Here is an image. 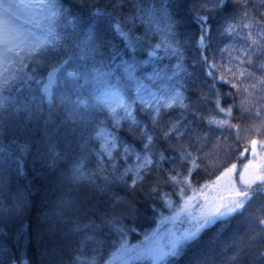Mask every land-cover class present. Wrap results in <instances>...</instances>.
I'll return each mask as SVG.
<instances>
[{
    "label": "snow or ice",
    "instance_id": "6c2138e0",
    "mask_svg": "<svg viewBox=\"0 0 264 264\" xmlns=\"http://www.w3.org/2000/svg\"><path fill=\"white\" fill-rule=\"evenodd\" d=\"M257 9L264 0H0V264H28L29 248L32 264H100L102 255L103 264H170L186 255L185 264H216L217 241L231 252L226 264H264V216L249 211L264 186V139L244 145L236 159L247 158L248 144L251 158L242 168L232 163L199 188L191 179L201 169L211 177L221 154L245 139L230 123L238 95L246 94L242 114L255 108L264 117V76L249 71H264L254 63L264 56ZM242 29L239 45L219 47ZM226 99L233 103L224 107ZM124 124L132 143L116 131ZM226 128L234 140L216 136L215 157L203 153V142ZM256 131L264 135V121ZM13 176L27 184L9 201ZM162 184L173 191L161 192ZM141 215L155 227L138 231ZM131 233L141 239L132 243Z\"/></svg>",
    "mask_w": 264,
    "mask_h": 264
},
{
    "label": "trees",
    "instance_id": "16d2710c",
    "mask_svg": "<svg viewBox=\"0 0 264 264\" xmlns=\"http://www.w3.org/2000/svg\"><path fill=\"white\" fill-rule=\"evenodd\" d=\"M100 3H107V0H99ZM251 3H255V4H259V0H251ZM260 11H264L262 9H257V13ZM203 14V13H202ZM257 18H259V16L257 15ZM192 28H195V25L192 26ZM143 28H139L138 32H142ZM247 31L246 29H242L240 30V34L236 37H229V36H225L221 39V42L219 43V47L223 48L225 44H229V43H235L237 45H239L240 40L243 36L247 35ZM197 35L199 34L198 31L196 33ZM114 43L117 44H121L122 42L119 40V38H115L113 40ZM153 43H155V38H153ZM196 55L191 49H189V51L186 53V60H185V66L188 67L192 64V59L193 56ZM209 55H212V53L210 52ZM217 60H220V54L217 52L215 53ZM228 53L225 52L224 53V57L225 59H227ZM141 58H143V56H141ZM175 63V59H164L159 65L158 67L163 68L164 65H170ZM254 63L256 65H259L261 63H264V56H258L254 58ZM245 67H248V65H245ZM145 70L146 71H151V68L148 66H145ZM188 70L191 72L193 71V69L191 67H188ZM249 71L253 72L255 74V77L257 79H259L260 77L264 76V71H260L257 70L256 67H250ZM215 75L219 76L221 74V72H216L214 73ZM237 75H239V73H236ZM227 79L231 80V73H227ZM201 79H203V77H201ZM255 81L253 80H246L245 83L251 84ZM147 83V81H146ZM208 84H211L212 81L209 79L207 80ZM259 87V85H258ZM216 88L219 89L221 92H228V91H235L234 89H231L230 83L229 84H224L221 82H217L216 83ZM205 91H207V89L205 88ZM246 94L241 93L240 95H238L235 99V108L233 109L232 112V117L230 118V123L232 124H240L241 126V133L240 135L242 137H245V139H242L239 143V145L233 143V148L235 149L233 152H231L228 155H223L221 154L220 156V163L219 166L215 169H210V171L212 172V176L208 177L204 170L201 169L197 172H194L192 179L193 185L196 188H199V184L203 183L205 179H214L215 175H219L220 171H223L224 167H228L230 164L232 163H237L239 167L242 168L243 164L245 163L246 159H240L237 160L236 157L239 155L240 151H244V145L246 143H248V141H250L252 138H256L257 140L260 139H264V135H260L257 133L256 129L257 128H261L262 126V121H264V117L261 118H257L255 116V111L256 109L253 108L251 110V113L248 112H244L242 114V110H241V106H240V102L241 100H243L245 98ZM256 95H259V93H256ZM254 100V97H253ZM233 100L232 99H226L223 101V106L227 107L229 104H232ZM213 107V105L211 103L206 104L203 109H202V115L207 116L209 115V110ZM139 106H137V111H136V115L138 118H145L143 117V115L138 111ZM122 114V113H121ZM170 115L174 116L175 113H170ZM224 118V117H221ZM165 119H168V117L166 116ZM251 126V127H250ZM105 127H107L110 131H112V126H111V120L109 119L105 125ZM127 127V124H124L123 127L118 131L120 137L122 139H127V141L129 143H132V138L130 135H128L124 129ZM245 129H250L248 131H245ZM206 130V129H205ZM235 131H229V129H224L222 132L221 131H216L214 133V135L208 139L207 141L203 142L204 143V147H203V153H208L211 157H215L216 153H215V149L213 147L214 143H215V137L216 136H228L230 139V142H232L235 138ZM99 141L95 142V146L96 148H99ZM138 144V142H137ZM250 147V144H248V148ZM119 151V149L117 150ZM116 153L114 152V155ZM105 159H107V157H105ZM93 163L95 161V157H92ZM122 166L124 165L125 161L124 160H120L118 161ZM135 162L134 158L129 157L127 160L128 164H133ZM27 164H28V170L30 171L31 168V157L27 158ZM165 168H169L171 167V165L165 164L164 165ZM174 174V173H173ZM239 172L235 173V178L238 177ZM166 179V177H165ZM198 181V183H197ZM27 181L25 180H17L15 178V176H13L12 180H11V184L9 189L5 192V197L6 199H8L9 201L11 200V197L13 195H17L18 194V188H24L26 187ZM161 192H172L173 189L170 186L161 185L160 188ZM34 198V194L29 196V199H33ZM155 199L159 200V196L157 194L156 197H154ZM51 199H55V197H52ZM173 200L178 201V197H172ZM158 207L160 206L159 203L157 205ZM264 208V186H262V190L261 192H258L256 194V196L254 197V199L252 200L251 205L249 206V211L254 212L255 216L257 217H261L264 216V212L261 211V209ZM247 214V213H246ZM34 215V212H33ZM148 216H151V213L147 214ZM165 215H168L167 212H165ZM29 220L31 219V217L28 218ZM28 220L25 221V223H27ZM82 222H86V221H82ZM126 223H128L129 225L132 224V221H126ZM19 225H14L13 227H18ZM135 226L137 227L138 231H143L144 229H148V228H152L155 227V221L154 220H147L145 219L144 215H141V217H139L135 223ZM215 228L205 232V234L202 237V240L207 241L209 240V238L212 236V234L215 232ZM227 235V233L225 234V236ZM129 239L132 243H135L138 239H141V237L137 236L136 233H131L129 236ZM223 240V238H222ZM220 244L221 241H217L216 242V248H215V260H216V264H226L227 258L229 256H231V252H222L221 248H220ZM90 254V253H89ZM190 255V253H189ZM23 259L28 261V264H32V262L34 261L35 257H34V250L29 248L27 250V253L24 257H22ZM107 256L106 255H102L99 259H100V264H103V260L106 259ZM189 258L188 255L182 257L181 259L178 260H173L170 258V264H185V260H187ZM17 259H21L20 254L17 253Z\"/></svg>",
    "mask_w": 264,
    "mask_h": 264
},
{
    "label": "rangeland",
    "instance_id": "374dc122",
    "mask_svg": "<svg viewBox=\"0 0 264 264\" xmlns=\"http://www.w3.org/2000/svg\"><path fill=\"white\" fill-rule=\"evenodd\" d=\"M21 23H24V17H21V21H20ZM257 151H258V153H260V152H262V151H264V150H261V149H257ZM246 156H247V158H245L246 159V161H245V163H247V159L248 158H251V145H250V147L247 149V153H246ZM244 163V164H245ZM234 175V179L237 181V183H239V175H238V177H236L235 178V173L233 174ZM225 195H226V193H225ZM167 227H172L171 225H163L162 226V231H163V229L164 228H167ZM175 228L177 229V230H179L180 228H181V225L179 224V223H177L176 225H175Z\"/></svg>",
    "mask_w": 264,
    "mask_h": 264
}]
</instances>
